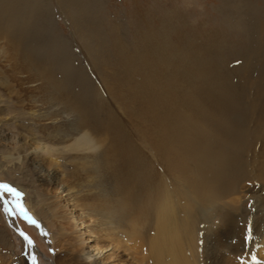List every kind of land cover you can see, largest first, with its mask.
<instances>
[{
    "label": "rangeland",
    "instance_id": "obj_1",
    "mask_svg": "<svg viewBox=\"0 0 264 264\" xmlns=\"http://www.w3.org/2000/svg\"><path fill=\"white\" fill-rule=\"evenodd\" d=\"M75 1L71 6L78 14L69 13L72 9L68 5L69 0H49L52 12V34L72 50V56L76 59L69 62L71 50L69 54L65 53L61 61L64 63L62 66L66 63L73 65L61 66L63 70L67 67L65 71L62 70V76L74 79L76 74L79 75L77 73L79 71L86 79L85 82L87 81L89 86L80 77L82 79L80 81L86 84V87L83 86L85 92L88 91L87 87H90L89 92L92 94L87 93L92 95L93 108L94 106L97 108L96 122L84 120L85 116L80 113L84 111L81 100L78 98L76 102L71 100L69 89H64L62 86L57 89L52 80L51 82L45 78L49 77L47 71L44 74L41 68L29 63L25 59L24 50L16 47L17 40L11 31L8 36L6 25L0 24V182L9 184L23 194L21 203L27 212L26 218L16 210L12 196H0V264H27L29 259L26 253L29 247L36 251L32 264H86L78 256L80 252L78 242L80 237L85 236L87 230L94 232L98 246H104L100 253L108 257L107 261L110 264H154L149 259L143 258L146 251L139 248L141 244L145 248V240L151 235L148 233L154 231L153 219L147 228L130 227L127 223L122 226L117 225L111 223L109 219L105 221V217H102L103 221L101 218L98 219L95 209L90 208V210L88 207L87 210L84 204L89 200L84 199L85 192L82 191L83 193L80 194L84 202H78L74 210L65 200V192L61 190L64 186H73L75 189H119L121 180L118 177H111V171L106 165L110 157L108 152H113L111 144L116 141V136H119L117 126L114 125L116 120L122 125L127 139L136 151L140 150L138 156L143 161H140V164L142 163L140 168L143 174L145 171V176L148 175L144 179L145 184L149 181L148 183L152 182L149 186L154 183L156 184L154 187L160 189L161 181L167 179L170 181L174 178L169 164L173 161L172 157L169 153H165L164 149L162 150L163 146L158 142L160 135H157L164 126L162 120H159L161 114L163 113L162 117L170 115V111H166L167 115L164 112V109L168 110L165 106L168 101L166 102L164 94L163 96L158 94L162 99L157 100L154 97L155 103L152 108L148 106V102L146 103L149 99L143 102V99L138 97L137 91H133L135 77L126 82V70L122 67L124 61L121 60L124 58L126 62L133 57L136 58L131 60L134 69L131 72L127 71L130 74L138 72L141 62L137 59L135 48L138 47L139 51H143L142 43L153 46L155 42L152 41V37L158 42L159 48V52L155 51L153 55H157L160 61L162 56L166 57L167 61L172 60L173 66L170 65L172 67L175 63L179 65L180 60L183 62L188 59L187 64L184 65L188 69L192 64L191 52L195 53L198 49L204 48L202 53L204 57L205 45L211 36L215 40H221L224 35L236 41L243 37L247 39L250 20L257 15L260 19L264 16V0H97L96 2L92 0L95 3L87 5L89 8L92 6L90 9L84 7L89 0H85V4L81 0ZM76 6H80L79 10L75 8ZM75 19L79 20L80 24H84L83 29L79 24L76 25ZM97 25L101 29L97 28ZM145 38L147 41L151 39V42L145 41ZM59 49L61 50V46ZM213 53L216 52L213 50ZM219 53L221 54L222 51ZM156 57L153 59L157 60ZM226 60L232 68L237 64L239 66L241 61L240 58L233 56L226 57ZM47 66H52V63H48ZM46 68L49 72V67ZM54 69L56 73H60L58 66H54ZM193 78H190L193 83L190 86L194 90L199 89L196 94L204 98L202 99L204 103L205 95L199 88V78ZM34 79H39L37 86L27 85ZM53 84L56 90L53 89ZM112 86H115V92H111ZM151 90L150 88V92ZM41 96L46 98L42 99ZM38 100L46 103L43 105L46 111L34 110L32 104H38ZM61 102L74 110L70 119L63 118V121L59 119L54 123H45L42 118L53 117L56 112L49 106ZM111 120L114 125L111 124L112 130ZM154 125L156 129L153 128ZM73 127L76 130L78 127V135L71 132ZM174 143L175 147L180 146L179 143ZM258 143L262 146L260 141ZM228 146L230 148L232 146L231 149L228 147V150L234 151L232 144ZM258 147L260 149V146ZM217 157L220 161L221 155ZM91 160L102 161L100 165H96L95 180H90L87 177V170L83 168V165ZM238 167L226 177L221 176L214 184V188L212 187L215 197L212 195L215 199H213L214 204L209 206H213L216 210L212 207L207 211L209 222L197 229L198 234L202 230L200 233L204 235L199 234L195 240L198 244L193 243L196 260L194 259L192 264L251 262L257 264L258 262L257 251L263 247L264 241V166L261 167L251 158H247ZM166 169L171 171L170 174ZM169 175L171 178H168ZM148 183L144 184L143 189H148ZM152 187L149 189H154ZM5 202L9 214L12 215L9 218L8 212L4 210ZM151 213L150 216L153 217L154 211ZM219 218L224 220L225 227H215V222L216 225L219 224L216 221ZM30 220L35 223H31ZM211 234L213 235L210 236ZM110 238L114 239V242L111 243ZM29 241L31 243H27ZM108 242L111 244L109 245ZM117 242L122 244L119 245ZM91 243L95 245L94 241ZM112 244L120 248L112 250ZM259 244L260 247H257Z\"/></svg>",
    "mask_w": 264,
    "mask_h": 264
},
{
    "label": "bare ground",
    "instance_id": "obj_2",
    "mask_svg": "<svg viewBox=\"0 0 264 264\" xmlns=\"http://www.w3.org/2000/svg\"><path fill=\"white\" fill-rule=\"evenodd\" d=\"M19 1L0 0L1 13L3 10L9 9L10 7H13L16 12V17H9L7 20H5L6 17L4 16L0 17V24L3 25V23L8 21V23L5 24V30L7 34L11 31L17 40L16 47L24 50L26 54L25 59L28 60L29 63L31 62V64L41 68L44 74L45 71H47L49 77L45 78L49 81L52 80L57 86V89L61 86L64 87V89H69L70 99L76 102L78 98L84 104V111L80 112L81 115L85 116L83 117L86 118L84 120L96 122L95 112L97 108L95 106L93 108L91 104L92 93L89 92L90 87H87L88 91L86 90L88 93H91L90 95L85 92L83 88V86L86 87V84L88 85V83H86L87 81L85 82L86 79H84L79 71H77L79 75L76 74L74 79H67L68 76H62L63 71L66 70L68 65H73L66 63L63 66L67 67H65L64 70L61 69L62 64H64L61 62L62 58L65 57V53L70 52L71 49L67 47L66 43H62L58 40V37L52 34V12L50 10L49 0ZM73 1L75 0H69L70 4L68 3V5L70 9H74V7L71 6L74 3ZM82 1L85 4L86 1L81 0V2ZM89 1H87V3L89 2L88 4L86 3V5H84L86 9H90L92 7H88L90 3L93 5L97 0H94L95 2L92 0ZM29 2H31V4H29ZM75 8L79 10L80 6H76ZM72 9L69 13L78 14L75 9V12H73ZM85 12L87 11L85 10ZM254 15L257 14L254 13ZM253 18H250L251 23L248 25V31L246 29L247 33H249L247 39L242 36V39L236 41L230 37L226 38L224 35V38L221 40H215L211 36L209 41L206 42V54L204 57L202 56L204 48L198 49L195 53L191 52L192 64L190 65L191 67H189L191 68L190 70L184 67L188 59L183 62L180 60L179 65L175 63L174 67H172V60L167 61L166 57L162 56V61H160L157 55H153L155 51L159 52V48L157 45L158 42L152 37V41L155 42L153 46H146L145 43H142L144 44L142 48L143 51H139L140 49L138 47L135 48V51L133 50L137 55V59L141 62L138 72L135 71L131 74L128 72L134 69L131 60L136 58L133 57L125 62L124 58L121 57L123 58L121 61H124L122 62V67L126 70L125 80L129 82L135 77L133 91H137L138 97L143 99V102L149 99L146 103L148 102V106L152 108L155 99H162L159 95L163 96V94L164 97H166V102L168 101L165 103L168 110L166 108L164 112L170 111V115H167L166 112L167 116L162 117V113L160 116L161 119H159L164 123L163 127H167H165V130L162 127L160 134H156L160 135L158 136V142L163 146L162 150L164 149V152L169 153L172 157L173 161L169 162L172 172L168 169L166 170L169 171L167 172L168 174L171 172L174 178L170 181H167L168 179L163 182L161 181L160 189H157V186L154 187V185H156L154 183L152 185L154 189H149V187H152L149 186L152 182L148 183L149 181L146 179L148 181H146L148 183V187L146 186L148 189H143L147 184H145L144 179L148 177V175L145 176V171L143 174L140 168L142 164H140L142 159L138 156L140 150L138 152L136 151L134 146L127 139L122 125L116 120L114 125L117 126L116 129H118L119 136H116V141L111 144L113 145V152H108L110 157L106 165H108L111 171V177H118L121 180L119 189H75L73 186H64V189L61 190V192H65V200L68 201L67 203L70 204L74 210L77 208L78 202H84L80 194L85 192L86 197H84V199L89 200V202H85L84 205L87 206V210L90 208L95 209L97 211L95 214H97L99 216H97L98 219L101 218V220H103L102 217H105V221L109 219L111 223L117 225L122 226L127 223L130 227L134 226L139 228H147L148 224L154 220V231L151 233L147 232L151 235L145 240V248L142 247V244L139 246L141 250L146 251L143 258L149 259L154 264H192L196 260L194 258L196 249L193 243H195V245L198 244V241L196 242L195 240L199 234H203L200 233L202 230L199 231L198 234L197 229L199 226H202V224H207L209 222L206 213L213 207L209 205H212V203L214 204L213 199H215V195L213 194L214 189H212L214 184L219 181L218 179H220L221 176L226 177L228 174H231L233 169L239 168L238 166L241 162L243 164L247 158H251L257 165H261V167L264 166V16L261 17L262 19H260L258 15ZM77 19H75L76 21L74 20L76 25L79 24L80 28L84 27V24H80L81 22L79 20L77 21ZM26 21L29 28L24 31L23 27ZM97 28L100 27L97 25ZM97 30L98 29H96V31ZM83 32L86 31L83 30ZM151 39L147 41L145 38V41L151 42ZM86 42H88V39H86ZM60 46L61 50L59 49ZM213 50L216 53H213ZM220 51H222L221 54L219 53ZM160 54L163 55L164 53ZM229 56L240 58L241 61H239V66L237 64L236 67H230L228 60H226V57ZM69 57V62L76 59L74 58L75 56H72V50ZM155 57L157 60L153 59ZM48 60H50L52 66H47L48 63L50 64ZM54 66H58L60 70L59 74L56 73ZM46 67H49V72ZM84 75L86 74L84 73ZM192 76L199 78V88L203 91L201 93L205 95L204 103L202 102L204 98L196 94L199 92V89L194 90L193 87H191L193 83L190 81V78L194 79ZM80 77L83 78L84 83H86L85 85L80 81L82 80ZM38 84L39 79H34L27 85L37 86ZM55 85L53 84L52 86L54 90H56ZM128 86L131 88L130 85ZM197 86L198 85H196V87ZM150 88L152 89L151 92ZM115 90V86H112L111 92H115ZM43 96H41L42 99L46 98ZM182 100L186 101L184 102ZM41 101L42 100L39 102L38 100V104H32L34 110H37L36 112H40V110L45 107L43 105L46 103L44 104ZM55 101L56 100H54V102ZM62 102L52 103V105L49 106L51 109L56 110V112H54L55 114H53V117H45L43 115L44 118L42 119L45 123H54L56 120H62L63 118H69L71 116L74 110ZM159 113H161V111H159ZM156 117L157 116H155V119ZM112 120L110 122L111 130V124L113 125ZM73 128L71 132L76 135L79 129L77 127V131L75 127ZM153 128H155V125ZM181 139L184 140L182 141ZM259 141L262 146L259 145ZM174 142L179 143L180 146L175 147L176 144ZM229 144L234 146V151L230 150L232 146L230 148L228 146ZM258 146H260V149ZM167 147L168 149H166ZM228 147L230 148L229 150ZM219 155H221L220 161L217 157ZM101 162L91 160V162H86L83 165V168L88 172L87 177H89L90 180H95L96 165H100ZM186 162L189 163L186 164ZM170 176L171 175H169L168 178ZM158 180L160 181V179ZM152 181L155 182L154 180ZM226 208L227 207H225V209ZM153 211L154 215L151 217L152 215L150 216V214H152L151 212ZM11 216L12 215L8 212V218ZM206 218H208V220ZM216 221L219 223L216 225L215 222L216 228L225 227L224 220L222 221V219L219 218ZM13 225L15 226L14 223ZM231 227L233 228V226ZM153 228L151 230H153ZM202 229L204 230V228ZM90 231L87 230L85 236L79 238L78 244L80 252L78 256L80 260H84L86 264H110V262L107 261L108 257L100 253L103 251L104 248L102 247L104 246H98L97 237L94 232L92 233ZM84 233L85 232H83V234ZM212 235L213 234L210 236ZM205 236L207 235L205 234ZM142 239H144V237ZM207 240L209 239L207 238ZM92 241H94L95 245L91 243ZM112 242H114V239L111 240V243ZM117 244L121 245L122 243L117 242ZM240 244L242 243L240 242ZM113 246L111 247L112 250L120 248L117 245ZM199 246L198 248H200ZM257 247H260V244ZM28 250L29 251L26 253L27 259H29L27 264H32V258L36 251L30 247ZM191 254H193V256ZM257 254V264H264V241L263 247L258 249ZM249 264L256 263L251 262Z\"/></svg>",
    "mask_w": 264,
    "mask_h": 264
},
{
    "label": "snow or ice",
    "instance_id": "obj_3",
    "mask_svg": "<svg viewBox=\"0 0 264 264\" xmlns=\"http://www.w3.org/2000/svg\"><path fill=\"white\" fill-rule=\"evenodd\" d=\"M2 195H8V196H12L13 197V201L15 203V208L16 210L24 217L27 218V212L25 210V208L23 207L21 200H22V196L23 194L18 191L16 188L10 186L7 183H3L0 182V196ZM4 210L7 212L8 211V207H7V203L5 202V208ZM31 223H35V221H31ZM25 239H27V237H25ZM29 243H31L29 241Z\"/></svg>",
    "mask_w": 264,
    "mask_h": 264
},
{
    "label": "water",
    "instance_id": "obj_4",
    "mask_svg": "<svg viewBox=\"0 0 264 264\" xmlns=\"http://www.w3.org/2000/svg\"><path fill=\"white\" fill-rule=\"evenodd\" d=\"M14 2L15 1H19V0H13ZM20 2V1H19ZM29 4H31V2H29ZM28 4V5H29ZM29 13H31V12H29ZM6 17L5 18V20H7L9 17H16V12L14 11V8L13 7H10L9 9H6V10H3L2 11V13H1V11H0V17ZM32 17H33V15H32ZM4 20V21H5ZM4 21H2V22H4ZM28 22H29V19H28ZM8 23V21L7 22H5V23H3V25H5V24H7ZM27 28H29L28 26H27V21H26V23H25V26L23 27V29H24V31L25 30H27ZM56 29H57V31L59 32V30H58V28L56 27ZM62 34V33H61ZM49 62H50V60H48ZM51 63V62H50Z\"/></svg>",
    "mask_w": 264,
    "mask_h": 264
}]
</instances>
